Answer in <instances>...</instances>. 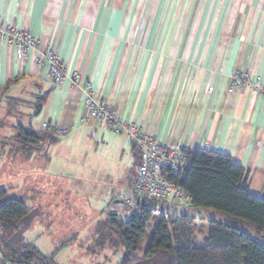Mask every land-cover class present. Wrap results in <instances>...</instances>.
<instances>
[{
	"label": "crops",
	"instance_id": "obj_1",
	"mask_svg": "<svg viewBox=\"0 0 264 264\" xmlns=\"http://www.w3.org/2000/svg\"><path fill=\"white\" fill-rule=\"evenodd\" d=\"M2 22L29 29L38 44L22 56L13 44L0 42V115L25 98V127L38 130L48 122L67 130L35 145L19 163L13 161L21 154L11 150L13 143L0 140V188L31 208L11 245L34 244V237L45 234L37 229L44 222L77 226L73 216L60 213L75 180H90L93 189L101 179L115 183L110 191L97 187L88 194L93 205L87 208L97 211L96 220L134 176L140 154L130 138L81 121L86 84L121 119L159 142L230 155L243 167L249 191L264 194V93L233 80L244 70L264 85V0H0ZM48 49L57 52L69 75L80 74L81 84L49 79L46 62H36ZM97 196L102 207L94 205ZM69 231V237L78 234ZM0 264H9L1 252Z\"/></svg>",
	"mask_w": 264,
	"mask_h": 264
},
{
	"label": "trees",
	"instance_id": "obj_2",
	"mask_svg": "<svg viewBox=\"0 0 264 264\" xmlns=\"http://www.w3.org/2000/svg\"><path fill=\"white\" fill-rule=\"evenodd\" d=\"M18 127L21 149L31 150L57 137L55 128ZM188 154L189 167L172 179L191 197L187 207L215 214L199 215L206 221L201 224L206 234L200 242L194 231L202 228L197 227L194 215L179 212L171 218V212L168 219L156 218L145 204L128 220L107 210L90 234L93 246L88 251L106 253L104 262L120 254L114 264H264V194L249 191L243 167L230 155L202 147ZM30 209L24 198L7 196L0 188V252L9 264H57L52 253L43 254L33 243H9Z\"/></svg>",
	"mask_w": 264,
	"mask_h": 264
},
{
	"label": "built area",
	"instance_id": "obj_3",
	"mask_svg": "<svg viewBox=\"0 0 264 264\" xmlns=\"http://www.w3.org/2000/svg\"><path fill=\"white\" fill-rule=\"evenodd\" d=\"M0 42L13 44L22 56L35 50L38 39L29 29L8 22L0 23ZM37 63L46 62L47 74L54 84H60L69 78L74 84H81L79 73L69 75L53 49L40 52L36 58ZM233 80L238 86L250 87L264 93V85L259 76L248 71H236ZM83 91V105L85 115L82 122L93 120L97 125L116 133L127 135L133 145L138 149L140 160L135 166L134 176L125 193L119 197L117 203L109 204L112 212L125 211V219L140 213L143 205L147 204L152 214L168 219L171 215L170 206H186L191 197L172 179L175 175H182L190 165L189 149L182 144L162 143L153 135L146 132L134 122H128L117 115L114 106L105 100H98L92 93L89 85ZM41 128L50 129L48 122H43ZM67 133L65 128H55L54 135L63 136ZM145 201H148L145 203Z\"/></svg>",
	"mask_w": 264,
	"mask_h": 264
},
{
	"label": "rangeland",
	"instance_id": "obj_4",
	"mask_svg": "<svg viewBox=\"0 0 264 264\" xmlns=\"http://www.w3.org/2000/svg\"><path fill=\"white\" fill-rule=\"evenodd\" d=\"M17 107L16 109H7L8 114L0 115V140L3 141H11L13 143V146L11 147V150L19 151L21 154L16 155V157L13 158V161L15 159L16 162H22L20 160V156H25L27 149H21L20 141L18 142L17 139H19L18 134L19 127L18 125L26 126L27 125V117H26V111H27V103L28 101L25 98H21L17 100ZM7 147H4L3 149H6ZM29 151V150H27ZM24 158V157H23ZM40 185L43 184V179H40ZM99 181V186L96 185V187L93 189L92 186L90 187V180H75V185H68L69 188L67 192L65 193V203H69L67 205L66 210H62L60 213L62 215H65L66 217L73 216L76 219V227H70L67 224L62 227H56V226H44L47 222H44L43 226L41 224H38V230H42L45 232L44 235H41L40 237H34L35 246L39 248L43 254H51L53 250L55 249L56 252L52 254L53 260L58 261L61 264H89L92 262V264H96L98 262H102V264H114L116 261L120 259V254L118 256H114L109 259V256L106 257L105 260L107 262H104V258L102 257L106 253L101 254H95L88 251L87 247L93 246V238L90 237V234L93 233L94 227L96 225V222L98 219L94 220L93 217L97 215V211L93 209H88L87 206L92 207L93 203L91 201V197L89 196L92 191L98 190L97 187H99V190L101 188V192L110 191L112 189L111 187V180H105L101 179ZM93 183V182H92ZM112 184H115L112 182ZM42 186V185H41ZM39 188H42V187ZM89 194V195H88ZM35 199L36 203L42 204V197L38 193H35ZM97 200L98 203L94 204L95 206H101V196H97V198H94ZM67 202V203H66ZM74 203L76 208L75 210L73 207L71 210H69V206ZM102 207V206H101ZM109 210V209H108ZM170 210L172 212L171 218L176 216L178 212H186L188 215L195 214L196 219V225L202 230H195L194 236L196 237V241L200 242L201 238L203 237V234H206V228H204L205 222H202L203 220H200L198 217L199 215H202L203 217H208V211H197V210H190L187 206H178L176 204H172L170 206ZM107 212V210H105ZM125 214V211L120 212L119 217H122ZM156 218H159L158 215H156ZM92 219L94 226L89 227V225L92 223ZM201 222V223H199ZM153 223V222H152ZM38 230H35L33 236L36 235ZM69 230H74L78 234L76 236L69 237ZM54 236V237H50ZM86 236H89V238H86ZM64 241L62 246H59L61 242ZM56 247H58L56 249ZM108 254V253H107ZM90 257V258H89ZM89 259V260H88ZM109 259V260H108ZM104 262V263H103Z\"/></svg>",
	"mask_w": 264,
	"mask_h": 264
}]
</instances>
